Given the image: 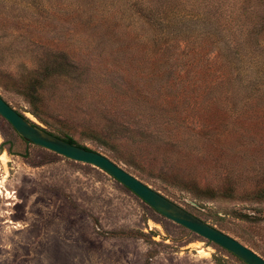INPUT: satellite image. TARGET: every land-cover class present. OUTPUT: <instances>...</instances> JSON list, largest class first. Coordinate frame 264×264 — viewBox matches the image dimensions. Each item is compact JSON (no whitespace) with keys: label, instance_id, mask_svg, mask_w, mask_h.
<instances>
[{"label":"rangeland","instance_id":"374dc122","mask_svg":"<svg viewBox=\"0 0 264 264\" xmlns=\"http://www.w3.org/2000/svg\"><path fill=\"white\" fill-rule=\"evenodd\" d=\"M0 94L264 258V0H0ZM0 264L244 263L0 114Z\"/></svg>","mask_w":264,"mask_h":264},{"label":"water","instance_id":"95a60500","mask_svg":"<svg viewBox=\"0 0 264 264\" xmlns=\"http://www.w3.org/2000/svg\"><path fill=\"white\" fill-rule=\"evenodd\" d=\"M0 114L12 124L19 135L26 141L50 149L73 160L99 167L136 193L165 217L215 242L246 264H264V258L252 248L188 211L145 183L106 154L69 142L49 132L42 126L32 123L33 121L27 115H23V113L14 108L1 94Z\"/></svg>","mask_w":264,"mask_h":264},{"label":"trees","instance_id":"16d2710c","mask_svg":"<svg viewBox=\"0 0 264 264\" xmlns=\"http://www.w3.org/2000/svg\"><path fill=\"white\" fill-rule=\"evenodd\" d=\"M141 15L143 16L142 13H141ZM163 19H165V18H163ZM145 20H147V19L145 18ZM165 20H167V23H169V18L168 17H166ZM165 23H166V21L165 22H160L158 24H159L160 28H162V27H165V25H164ZM150 24H152V23L150 22ZM171 24L169 26H171ZM159 38H161V39H168V38H174V37H171V35L167 31H163L162 34L159 36ZM172 40L173 39H168V41H166V43H162V44H167V43H169ZM162 48H164V47H162ZM67 65L68 64H66L65 62L64 63L57 62V63H49L46 67L49 70H54L59 77H64V76H70L69 75L70 72L67 69ZM32 90L35 92V94H37V98H36L37 101L36 100L35 101H31L32 102V105L34 107L32 109L33 110L32 112L34 114L38 115L39 114V110L40 109L42 110L43 108L46 109L48 107V105L44 101V97H43V95L41 94V92L38 89H35L33 87ZM23 115H24V113H23ZM32 123L36 124L35 122H32ZM83 123H85L84 124L85 126H88V128H90V132H91L90 134H91V136H93V137L95 136V138H98V133H95V131H97V130L94 128L93 123L90 122V121H86V122H83ZM46 130H48V129H46ZM48 131L51 132V133H53V134H55V135H57V136H59V137H61V138H63V139H65V140H67V141H69V142H72L74 144H78V145L84 146L86 148L92 149V148H90V147H88V146H86L84 144H80L79 142H77L76 139L74 138V136L71 135V134H69V133L63 132L62 134H56L54 131H50V130H48ZM241 261L244 264H246L243 260H241Z\"/></svg>","mask_w":264,"mask_h":264}]
</instances>
